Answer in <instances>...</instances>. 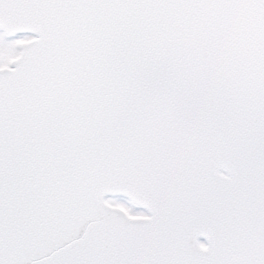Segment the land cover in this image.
<instances>
[{
	"label": "snow or ice",
	"instance_id": "snow-or-ice-1",
	"mask_svg": "<svg viewBox=\"0 0 264 264\" xmlns=\"http://www.w3.org/2000/svg\"><path fill=\"white\" fill-rule=\"evenodd\" d=\"M0 264H264V0H0Z\"/></svg>",
	"mask_w": 264,
	"mask_h": 264
}]
</instances>
